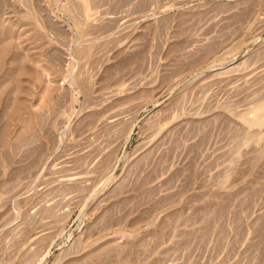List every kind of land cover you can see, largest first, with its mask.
<instances>
[{"label":"rangeland","instance_id":"1","mask_svg":"<svg viewBox=\"0 0 264 264\" xmlns=\"http://www.w3.org/2000/svg\"><path fill=\"white\" fill-rule=\"evenodd\" d=\"M263 106L264 0H0V264H264Z\"/></svg>","mask_w":264,"mask_h":264},{"label":"bare ground","instance_id":"2","mask_svg":"<svg viewBox=\"0 0 264 264\" xmlns=\"http://www.w3.org/2000/svg\"><path fill=\"white\" fill-rule=\"evenodd\" d=\"M260 97V96H259ZM260 111L264 112V106L260 109ZM91 115V114H90ZM115 116V115H114ZM110 118V117H109ZM246 122L250 126L254 125H263L264 124V116L259 117H245ZM116 122V121H115ZM259 135V134H258ZM41 147V146H40ZM88 156V155H87ZM258 156V155H257ZM89 157V156H88ZM85 162V161H84ZM79 164V163H78ZM43 170V169H42ZM76 185V184H75ZM70 187V186H69ZM52 208V207H51ZM42 213V212H41ZM43 215V214H42ZM51 216V215H50ZM49 237V236H48ZM36 247V246H35ZM28 251V250H27ZM26 251V252H27ZM36 251V250H35ZM37 252V251H36ZM35 255V254H34ZM29 259V258H28ZM30 260V259H29ZM28 261V260H27ZM29 262V261H28ZM32 263V262H31Z\"/></svg>","mask_w":264,"mask_h":264}]
</instances>
